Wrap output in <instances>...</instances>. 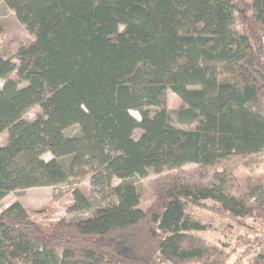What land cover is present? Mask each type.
Masks as SVG:
<instances>
[{"label": "trees", "instance_id": "obj_1", "mask_svg": "<svg viewBox=\"0 0 264 264\" xmlns=\"http://www.w3.org/2000/svg\"><path fill=\"white\" fill-rule=\"evenodd\" d=\"M3 1L34 40L0 48V204L84 169L117 202L50 222L14 202L0 213V264H230L238 247L245 264H264V182L236 196L225 167L209 184L172 181L157 209L141 205L135 184H113L264 152V0ZM168 89L183 102L179 121L195 129L173 124ZM74 198V208L90 206L79 189ZM203 203L230 220L217 239L190 211Z\"/></svg>", "mask_w": 264, "mask_h": 264}, {"label": "rangeland", "instance_id": "obj_2", "mask_svg": "<svg viewBox=\"0 0 264 264\" xmlns=\"http://www.w3.org/2000/svg\"><path fill=\"white\" fill-rule=\"evenodd\" d=\"M24 1L34 4L39 2L37 0ZM235 27L239 30L245 29V26L239 19ZM33 40L34 35L25 24L20 22L15 11L5 1H0V48L6 46L10 51L14 52L19 44H28ZM241 69L245 70V68ZM245 71L249 72L253 78H256L252 71ZM16 76V73H14L13 77ZM257 83L259 87V107L264 114V85L261 81ZM165 100L175 126L186 130L197 127V124H185L179 121L178 111L182 107L183 102L171 89L166 91ZM40 113L41 108L36 105L26 112L25 117L29 120H34ZM133 114L140 118V114L137 111H133ZM78 133L79 128L76 125L65 131V134L68 136L77 135ZM141 133V129H136L134 137L138 138ZM7 136V132L0 135V144L6 142ZM43 158L49 160L53 156L50 152H46L43 154ZM60 161L65 168H69L71 157H62ZM225 167H229V172L232 174L229 180L228 191L236 196L245 197L254 185L264 182V152H262L248 156H233L224 166L220 164L204 170L196 164L185 165L180 169L164 170L161 173H156L154 170L149 169L147 175L135 176L128 180L115 177L113 184L123 182L135 184L141 195V205L144 208L157 209L161 205L164 191L172 181L188 182L197 185L209 184L213 181L212 176L214 172ZM75 189H79L86 194L90 202L89 207H73L75 203ZM14 202H20L33 218L41 222H50L63 218L73 219L91 215L96 208L115 204L117 199L111 194L106 185L97 184V181H93L92 170L84 169L77 171L67 183L57 187H37L29 188L22 192H11L0 204V213ZM190 211L197 218L211 223L215 227L212 231L203 233L207 238L217 239L224 230L226 233L229 231L227 225L230 220L226 219V216L223 214L220 215L219 212L215 211L211 204L194 205L190 208ZM238 248L241 252L238 251V254H232L230 264L234 262L237 264L246 263L247 253L243 252L242 248Z\"/></svg>", "mask_w": 264, "mask_h": 264}]
</instances>
